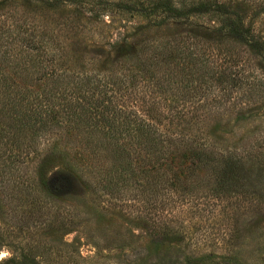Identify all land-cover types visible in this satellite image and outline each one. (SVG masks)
<instances>
[{
	"label": "trees",
	"instance_id": "trees-1",
	"mask_svg": "<svg viewBox=\"0 0 264 264\" xmlns=\"http://www.w3.org/2000/svg\"><path fill=\"white\" fill-rule=\"evenodd\" d=\"M18 1L22 0H0V10L17 7ZM23 1L47 9L73 8L72 16L61 22L69 19L72 29L77 28V18L89 22L109 13L148 18L135 27L137 33L164 24H184L187 30L165 44L124 38L112 50L116 68L94 64L85 73L83 64L76 69L71 67L73 60H54L57 54L68 53L64 47L51 48L45 29L37 23L1 24L0 95L6 102L0 103V175L10 179L17 168L28 167L30 152L34 156L39 152L36 137L53 128L63 135L75 130L76 135L89 138L82 142L89 148L87 153L80 144L71 155L67 146L58 153L69 171L78 174L88 173L92 164L95 168L102 162L96 168L109 175L102 184L104 189L129 182L158 190L166 183L168 189L180 187L187 195L206 186L217 196L246 191L264 197L260 179L264 130L253 127L243 133L242 140L251 137L255 144L247 148L224 145L220 135L225 132L221 125L239 121L246 110L254 115L241 105H264V0ZM204 16L213 22L209 29L197 21ZM201 39L208 43V53L198 48ZM244 54L257 62L243 60ZM163 65L172 75L154 82L158 79L155 68ZM31 71L27 80L33 88L26 90ZM152 83L164 90L155 93ZM235 92L240 95H233ZM43 163L38 165L41 173ZM140 177L146 179L144 183L139 182ZM173 230H168L169 235L164 232L172 238L158 241L178 242L182 237ZM8 263L36 261L30 253L20 252L4 261Z\"/></svg>",
	"mask_w": 264,
	"mask_h": 264
},
{
	"label": "rangeland",
	"instance_id": "rangeland-1",
	"mask_svg": "<svg viewBox=\"0 0 264 264\" xmlns=\"http://www.w3.org/2000/svg\"><path fill=\"white\" fill-rule=\"evenodd\" d=\"M72 10L47 9L22 0L17 7L4 9L6 13L0 10V25L37 23L45 29L51 48L64 47L68 53V56L57 54L54 60H73L71 67L76 69L83 64L85 73L91 72L94 64L104 69L116 68L112 50L124 38L128 42L142 39L165 44L169 38H178L187 30L184 24H164L137 33L135 27L146 23L148 18L109 13L89 22L77 18V28L72 29L68 26L69 19L61 23L70 17ZM93 14L89 15L93 17ZM197 21L205 29L213 25L209 16ZM206 44L202 39L198 42L201 52L210 50ZM107 52H111L110 57L104 60ZM13 58L17 60L15 55ZM242 59L252 64L257 62L246 54ZM154 72L158 77L154 82L172 75L166 65L155 68ZM153 84L155 93L164 90ZM24 88L33 87L27 80ZM143 93L148 91L143 89ZM1 102L6 101L0 95ZM241 107H249L254 115L246 110L239 121L221 125L220 129L225 131L220 133L224 145L255 146L251 137L241 139L243 133L253 127L264 130L263 103ZM0 120H3L1 116ZM42 133L35 139L39 152L36 156L30 152L32 160L28 167L20 166L10 179L0 175V264L20 252L35 256L36 264H196L197 259H200L198 264H264V197L246 191L217 196L206 186L187 195L180 187L168 189L166 183L158 190L129 182L104 189L102 184L109 175L97 172L96 168L102 162H97L95 168L92 164L88 173L78 174L69 171L59 156L60 148L63 151L70 148L71 155L79 144L82 152L87 153L89 148L82 143L89 139L86 135H76L75 130L63 135L53 128ZM53 141L54 147H48ZM42 161L45 170L41 173L38 165ZM1 168L2 163L0 174ZM260 179L264 189V173ZM138 180L144 183L146 179ZM208 183L207 180L205 185ZM169 229L178 231L177 236L182 238L172 244L158 241L162 237L172 238L164 234L169 235Z\"/></svg>",
	"mask_w": 264,
	"mask_h": 264
}]
</instances>
